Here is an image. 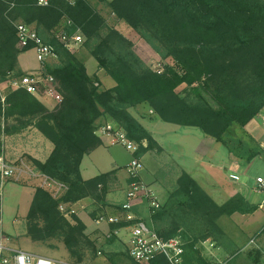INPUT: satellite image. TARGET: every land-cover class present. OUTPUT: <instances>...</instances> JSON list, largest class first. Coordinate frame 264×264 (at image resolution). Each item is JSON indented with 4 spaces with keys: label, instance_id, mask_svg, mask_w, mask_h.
I'll return each instance as SVG.
<instances>
[{
    "label": "trees",
    "instance_id": "1",
    "mask_svg": "<svg viewBox=\"0 0 264 264\" xmlns=\"http://www.w3.org/2000/svg\"><path fill=\"white\" fill-rule=\"evenodd\" d=\"M38 2L0 0V84L11 76L27 75L19 65V56L32 48L20 49L17 45L15 25L21 22L33 26L46 43L54 45L57 63L48 64L45 71L56 79L63 97L50 110L38 96L23 88L10 89L4 98L0 92V117L14 118L19 123L9 134L32 125L53 144L46 160L28 156V163L65 185L59 197L40 184L35 186L27 215L31 239L60 237L79 263L86 249L95 248L86 235V223L76 213L66 216L60 205H73L85 198L104 202L110 177L117 171L90 179L81 174L85 155L102 144L96 134L100 120L108 119L124 128L128 138L138 144L135 156L141 158L154 147V137L129 112L130 107L147 103L164 122L197 127L246 163L258 156L264 159V149L247 134L242 139L233 136L235 146L227 139L235 127L244 130L264 109V0L109 1L119 19L133 28L150 31L176 64L153 70L126 45L107 56L104 51L109 50V37L102 39L91 54L116 82L109 89H101L99 77L89 75L85 61L56 35L61 30L69 35L80 31L86 42L92 41L106 24L102 13L90 0H76L74 4L48 0L46 6ZM49 32H54L53 37H48ZM113 34L122 39L119 33ZM183 84H197L196 98L187 100L177 92ZM258 208L241 193L218 204L184 171L166 203L150 213V223L166 239L183 235L184 264H209L196 248L198 238L178 233L179 223L201 219L212 228L223 215L251 214ZM251 256L253 264L263 260L256 251ZM155 264L166 261L161 257Z\"/></svg>",
    "mask_w": 264,
    "mask_h": 264
},
{
    "label": "rangeland",
    "instance_id": "2",
    "mask_svg": "<svg viewBox=\"0 0 264 264\" xmlns=\"http://www.w3.org/2000/svg\"><path fill=\"white\" fill-rule=\"evenodd\" d=\"M90 1L105 17L106 24L102 28L100 36L96 39L86 42L83 37V42L75 48L73 53H76L85 62L90 59L88 62L90 63V73L99 77L102 83L101 89H109L112 85H116V82L99 66L97 60L91 54V50L101 43L102 39L107 40L108 37L109 50L104 51L107 56L113 55L109 53L111 51L113 53L121 51L123 47L126 48V45V49L132 51L144 65L153 70H162L165 65H176L175 60L161 49L158 40L150 31L145 28H133L126 21L119 19L110 8L109 1L111 0ZM113 31L119 33L123 40L116 37ZM76 33L82 34L80 31ZM59 34L56 35L61 41ZM53 35L54 32L48 33L49 38ZM52 46L54 45L52 44ZM19 62H21L22 65L20 63L19 65L22 68L40 66L39 69L24 70L26 74L38 71L41 68L46 73V66L56 64L57 57H52L41 67L35 51L31 49L20 54ZM20 78L11 76L6 82L0 84V92L3 98L10 89L15 88L13 82ZM196 85L183 84L178 87L177 92L187 100H192L197 96L194 90L197 88ZM43 98L45 100L41 101L50 110L59 105L51 98ZM128 110L152 134L154 139L157 137L162 142L159 144L160 142L155 139L154 147L143 153L141 157L143 164L142 180L152 187L162 205L175 191L179 177L186 170L210 194L216 203H224L232 197L230 194L234 188H241L243 193L248 195L250 201L262 205L260 212L264 214V193H258L255 190L257 177L264 178L263 159L257 158L252 162L243 163L239 171L236 172L240 176V180L236 182L230 178L232 171L228 167L221 168L220 163L223 160L221 155L214 153V150H210L209 154L203 157L205 151L198 153L196 150L197 145L190 142V139H192L190 137H187L189 144H183L180 141L183 132L174 135L169 129L178 124L172 125V123L160 120L147 103L130 107ZM17 124L19 123L14 118L5 120L0 117V152L4 153L11 161L24 160L28 163V156L43 161L46 160L50 153L49 147H53L52 142L32 125H28L21 132L9 134L8 131L12 130L13 125ZM179 129L181 131L188 130L194 136H197L196 134L199 132L203 133L199 128L192 126L187 128L181 126ZM232 131L233 134L231 133L227 139L231 145L235 146L234 142H231L233 136L242 139L246 137L245 134L247 133L238 127H235ZM143 145L147 147V141H144ZM207 145L211 146V142H208ZM206 149L204 148V150ZM221 149L226 153L224 146ZM184 152L185 155L180 159V154H184ZM98 163L103 168L104 162L101 160ZM126 173L127 171L123 169L121 173L117 174L116 172L110 177L104 202L85 198L90 202V205L84 210L96 226L92 231H89L87 226L86 235L94 243L95 248L86 249L83 261L80 263L91 264L95 259L102 257L106 264H131V259L128 256L127 234L123 233L120 237L111 236L109 234L114 227L112 228L111 225L104 222L101 224L96 222L99 217L112 215L120 210L121 204L124 203L123 199L127 197L131 182V180L128 182L130 177ZM39 184V181L29 178L19 182L13 180L5 182L1 191L2 199H0V240H4L14 248L61 260L74 261L62 238L55 237L46 241H34L28 236L27 215L33 200L35 186ZM50 190L53 191V189ZM64 190L65 188L56 195L54 192V195L59 197ZM137 211L139 212L137 214L151 225V211L146 203H142L140 210L137 209ZM239 214L234 213L230 216L223 215L217 218L216 224L212 228L208 227L201 219L196 222L184 221V223H179L178 233L185 232L191 236H196L198 238L196 248L199 249L201 255L209 264H253L252 252L256 251L261 258L263 254H260L261 252L258 249L253 248L254 241L249 242V239L255 238L256 240V235L249 237V233L243 230L245 218ZM84 220L92 224L91 220L86 218Z\"/></svg>",
    "mask_w": 264,
    "mask_h": 264
},
{
    "label": "built area",
    "instance_id": "3",
    "mask_svg": "<svg viewBox=\"0 0 264 264\" xmlns=\"http://www.w3.org/2000/svg\"><path fill=\"white\" fill-rule=\"evenodd\" d=\"M74 4L76 0H68ZM39 5H48V0H39ZM71 24V20L67 21ZM18 35V47L25 49L31 47L35 53L41 67L48 60L55 56L54 47L46 43L38 34L36 29L25 23H16ZM60 39L65 47L74 52L83 42L80 33L69 35L65 30L60 31ZM14 89L23 88L28 92L42 97L53 99L60 104L63 97L59 91L56 79L43 71L32 72L13 82ZM96 134L101 139H106L110 145H122L134 153V157L127 166V173L131 179L124 203L120 210L108 216H101L97 223L113 225L114 228L109 235L120 237L123 233L128 236V256L131 264H155L159 258H164L166 264H184L185 262V240L182 234H177L168 239L161 237L149 225L142 216L137 214L136 207L139 203H146L150 213L159 209L162 204L152 187L142 180L143 164L141 158L135 156L138 151V144L128 138L124 128L109 121L99 125ZM25 178L39 181L40 185L47 189H53L55 195L60 193L65 185L49 175L35 169L24 160L11 161L4 153L0 152V199H2V188L5 182L21 181ZM230 178L239 181L240 176L232 173ZM258 193H264V178L259 176L256 179ZM60 210L66 216L76 213L77 210L71 204H61ZM253 242V240L251 241ZM0 264H83L76 261L57 259L49 256L40 255L32 251L14 248L4 240H0ZM264 264V258L261 263Z\"/></svg>",
    "mask_w": 264,
    "mask_h": 264
},
{
    "label": "crops",
    "instance_id": "4",
    "mask_svg": "<svg viewBox=\"0 0 264 264\" xmlns=\"http://www.w3.org/2000/svg\"><path fill=\"white\" fill-rule=\"evenodd\" d=\"M89 60L85 62V65H86L88 74L92 76V74L90 73L91 72L90 63H88ZM19 63L21 64V62H19ZM39 67L40 66L36 65L33 68H27V67H23V68L21 67V68L23 70H29V69H39ZM114 86H115V84L112 85L110 88H112ZM38 98L42 101L45 100L42 96H38ZM109 121L110 120H108V119H102L99 121L98 125L105 124ZM172 125H174V124H172ZM180 127L181 126H179V125H176V126L174 125V127L169 128V129L171 130V133L174 135L177 133L179 135V134H182V132H183V135H182L181 140H180L183 144H189L188 138L189 137L192 138V139H190V142L196 143V145H197L196 150L198 151V153L201 151L202 152L205 151L203 153V157L207 156L209 154L210 150H214V153L221 155V157L223 159L222 162L220 163L221 168L222 167L223 168L228 167L232 171V173H236L241 168V165L243 163H245L244 160H242V159L238 158L237 156H235L234 154L230 153L227 149L225 151L226 153H224V151H222V149H221L223 145L218 143L214 138L207 136L201 132H199L197 134L195 133L197 136H194L192 134V132H190L188 130L187 131H181V129H179ZM185 128H187V127H185ZM244 131L247 133L248 136H250L255 141L257 146H260L261 148L264 149V109L262 110V112L258 116H256L253 120H251L244 127ZM155 139L158 142H160L159 144L162 143L160 140H158L157 137H155ZM101 140H102V144L99 147H97L95 150L90 152L89 154L85 155V157L82 160L81 174H82V177L84 179H90V178H93L99 174L111 172L114 170L117 171V174L121 173V171L123 169H125V170L127 169L128 164L131 162L132 158L134 157V153L131 150H128L127 148H125L124 146H122V145H110L106 139H101ZM208 142L209 143L211 142V146L207 145ZM212 142H214V143H212ZM204 148H207V149L204 150ZM52 150H53V147L52 148L49 147L50 153ZM50 153H49V155H50ZM184 155H185V152H184V154L183 153L180 154V159H182V157ZM257 158L263 159L261 156L260 157L258 156L254 159H257ZM101 160L104 162L103 168L100 166V163H98ZM182 161H185V160H182ZM184 171H186V170H184ZM256 189H257V187H256ZM237 193L243 194L249 200L248 195L244 194L243 189H241V188H239V189L234 188L232 190L230 196H234ZM125 198L123 199L124 202L126 200ZM250 202L257 204L253 201H250ZM141 204H142V202L139 203L136 207L137 213H139L137 211V209L140 210ZM89 205H90V202H88L86 199L81 200V201L73 204L74 208L77 210V215L86 223L89 231L90 230L92 231L94 228H96V226L93 223V220H91L90 217H88L86 211L84 210ZM257 205H259V208L255 212H253L251 214H241V216H243L245 218V224H244L243 230L249 233V235H248L249 237L256 235V240H255V238L252 239L254 241V247L253 248L255 250L258 249V251L261 252L260 254H263L262 255V259H263L264 258V214H262L260 212L262 205L261 204H257ZM85 218L91 220L92 224H89L86 220H84ZM252 240L249 239V242H251ZM104 262L105 261L102 259V257H99V258L95 259L94 262L91 264H106Z\"/></svg>",
    "mask_w": 264,
    "mask_h": 264
}]
</instances>
